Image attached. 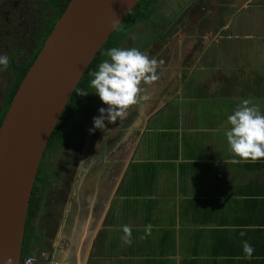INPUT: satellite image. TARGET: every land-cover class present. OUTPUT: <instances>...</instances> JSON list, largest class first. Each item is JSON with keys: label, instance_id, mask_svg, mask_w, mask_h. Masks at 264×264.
<instances>
[{"label": "crops", "instance_id": "obj_1", "mask_svg": "<svg viewBox=\"0 0 264 264\" xmlns=\"http://www.w3.org/2000/svg\"><path fill=\"white\" fill-rule=\"evenodd\" d=\"M204 1L161 29L151 24L160 33L141 52L162 62L158 79L142 84L148 99L128 110L121 175L106 199L88 202L94 230L79 231L60 264H264V159L233 163L224 135L242 100L264 112V67L254 57L264 58V30L252 23L259 10L238 20L234 0ZM124 225L131 245L121 239Z\"/></svg>", "mask_w": 264, "mask_h": 264}, {"label": "flooded vegetation", "instance_id": "obj_2", "mask_svg": "<svg viewBox=\"0 0 264 264\" xmlns=\"http://www.w3.org/2000/svg\"><path fill=\"white\" fill-rule=\"evenodd\" d=\"M58 3L62 0H1L0 55L7 56L10 64L6 70L0 68V122L11 99L8 95L15 91L58 18ZM91 88L86 80L77 90L83 89L89 96ZM87 95L75 93L65 104L42 150L27 202L21 244L35 243L47 248L40 252L50 256L72 250L81 218L89 212L88 202L95 201L96 194L98 200L104 193V199L108 197L124 165L125 119H118L113 128L90 132L93 119L77 123ZM98 115L96 111L94 117Z\"/></svg>", "mask_w": 264, "mask_h": 264}, {"label": "water", "instance_id": "obj_3", "mask_svg": "<svg viewBox=\"0 0 264 264\" xmlns=\"http://www.w3.org/2000/svg\"><path fill=\"white\" fill-rule=\"evenodd\" d=\"M139 0H69L0 122V264H18L42 150L87 66Z\"/></svg>", "mask_w": 264, "mask_h": 264}, {"label": "clouds", "instance_id": "obj_4", "mask_svg": "<svg viewBox=\"0 0 264 264\" xmlns=\"http://www.w3.org/2000/svg\"><path fill=\"white\" fill-rule=\"evenodd\" d=\"M107 59L102 60L98 70L89 73L92 77L90 87L95 89L100 101L107 108L98 109L99 115L93 117V128H105V121L115 123L118 119H126L128 110L148 99L142 96V84H151L158 79L157 69L162 63L139 49L113 47L104 53ZM10 61L7 56L0 55V68L6 70ZM77 94L83 96L88 92L78 89ZM230 125L224 133L227 144L234 157L233 163L257 162L264 159V112L258 104L244 99L227 117ZM152 225L145 226V234L150 235ZM122 241L126 245L132 244V229L128 225L122 227ZM244 233L241 232V236ZM246 259H251L254 248L247 241L242 244Z\"/></svg>", "mask_w": 264, "mask_h": 264}, {"label": "rangeland", "instance_id": "obj_5", "mask_svg": "<svg viewBox=\"0 0 264 264\" xmlns=\"http://www.w3.org/2000/svg\"><path fill=\"white\" fill-rule=\"evenodd\" d=\"M194 0H153L151 6L147 8L148 14L146 19H140L133 12L128 13L125 18L122 20L120 25L110 34L108 39L104 42L102 47L99 49L98 54L100 56V62L104 59H107L104 53L107 52L108 49L117 47V48H132L135 47L142 51L145 47L150 46L151 42L158 36L160 31L156 28L153 30L150 26L161 27L165 24H168L169 20L180 14L179 18L182 17L183 11L187 10L189 4H191ZM204 0H202L203 2ZM237 4H239L240 11H238V20L242 18L244 15H248V12L251 10H259V16H255V19L252 20V23L256 25H260L264 30V0H253L249 1L246 5V9L241 7L240 5L245 0H234ZM1 3V0H0ZM257 4H261L259 9H255ZM204 7H209V3L207 0L204 1ZM143 7L141 8V10ZM144 10V9H143ZM152 24V25H151ZM264 48L261 47V50ZM254 57L257 59L256 63L258 66L264 67V58L260 57L258 53H254ZM98 58V57H97ZM251 75H255L256 73H249ZM264 74V69H262L261 76ZM91 95H87L82 101V109L78 114L77 123L82 124L86 120L93 119L96 111L103 106V103L100 101L98 95L95 93V89L91 88ZM89 93V94H90ZM82 130V129H81ZM80 130V131H81ZM118 180V179H117ZM100 207V206H99ZM110 211V207L106 209L102 221L106 219V214ZM94 219L93 212L90 214ZM88 216V214H87ZM96 216V213H95ZM88 217H82L80 221V234L82 232H87L85 235L89 234L94 230V221L91 219L90 224L88 223ZM85 219V220H84ZM60 240H57L59 242ZM74 240L75 245H77V241ZM81 248L85 249L87 246V237L84 240H81ZM74 245V246H75ZM47 248L37 247L35 243H32L28 246L23 245L21 249V255L29 254L33 256H37L40 251H44ZM52 258V256H51ZM60 254L54 252L52 260L60 261Z\"/></svg>", "mask_w": 264, "mask_h": 264}, {"label": "trees", "instance_id": "obj_6", "mask_svg": "<svg viewBox=\"0 0 264 264\" xmlns=\"http://www.w3.org/2000/svg\"><path fill=\"white\" fill-rule=\"evenodd\" d=\"M69 0H62V3H58L57 4V8L56 10H58V13H57V17H59V15L61 14V12L64 10L67 2ZM153 0H139L136 5L132 8V10L130 12H133L135 15L138 16V18L140 19H146V16H147V7L152 3ZM143 7V9L141 10V8ZM129 12V13H130ZM99 52V51H98ZM98 52L97 54L94 56V58L92 59V61L90 62V64L87 66L86 70L84 71L82 77L79 79L75 89L73 90V93L71 94L72 97L73 95L77 92V88L81 87L82 83H84L86 80L90 81L92 79L91 76H89V73L92 72V71H96L98 70V65L99 63H97V60H98ZM19 80V79H18ZM20 82V81H19ZM86 87H87V84H86ZM16 90V89H15ZM13 91L8 95V99H10L11 94L13 95ZM8 103L6 102V107H8L7 105ZM3 114V112H2ZM1 114V116H2ZM22 244H21V249H22ZM23 255H27V254H23Z\"/></svg>", "mask_w": 264, "mask_h": 264}, {"label": "built area", "instance_id": "obj_7", "mask_svg": "<svg viewBox=\"0 0 264 264\" xmlns=\"http://www.w3.org/2000/svg\"><path fill=\"white\" fill-rule=\"evenodd\" d=\"M60 264L58 261H52L51 256L48 253L40 252L37 256L33 255H21L18 264Z\"/></svg>", "mask_w": 264, "mask_h": 264}]
</instances>
